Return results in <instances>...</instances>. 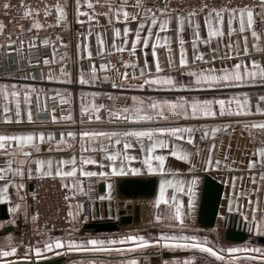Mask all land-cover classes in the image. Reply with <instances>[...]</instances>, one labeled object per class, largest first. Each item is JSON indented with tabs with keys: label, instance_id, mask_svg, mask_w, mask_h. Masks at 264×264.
Returning <instances> with one entry per match:
<instances>
[{
	"label": "snow or ice",
	"instance_id": "6c2138e0",
	"mask_svg": "<svg viewBox=\"0 0 264 264\" xmlns=\"http://www.w3.org/2000/svg\"><path fill=\"white\" fill-rule=\"evenodd\" d=\"M98 0H75V15L77 22L83 25L86 21L79 19L81 16L87 18V22L91 27V22L96 19L98 15H104L111 26L112 42L110 45H105V41L101 38V33L96 32L97 37V52L96 57L103 61L105 56V49L107 47L108 53H119L121 56L127 52L129 59L123 60V67L127 69L132 67L135 69L137 64L133 62L132 57H135L137 51H145L148 46L152 49V61L155 69L152 70V65L145 60L140 69L139 76L133 73L131 77L127 72L121 74L117 69L116 77L108 75L103 76V80H112V87L114 89H122L127 83L128 88L152 89L154 91H172L184 89H212L216 87L235 86L241 87L245 85H257L264 87V59L253 58L254 54L264 55V31L258 32L255 27L253 8L247 5L236 6L233 4H224L216 6L213 3L211 6L208 0H198V5L193 6L188 11H183L180 8L169 7L167 3L157 4L154 0H134V3L129 4L128 0H107V3L102 5L106 7L107 11L98 13L95 11V4ZM262 7H264V0H262ZM10 7H17L23 13L24 17L31 19V24L28 31L35 29L37 33L43 28L54 27L61 25L65 21V7L56 0L54 4L44 3L43 8L32 7L25 5L24 0L16 6L10 5L8 0H4L0 4V8L4 10L5 15ZM83 8V10H82ZM133 9L129 11L128 9ZM55 10V23L49 25L42 23L35 18L42 11L44 17H49L52 10ZM261 21L264 22V11L259 13ZM201 17L203 18V30L206 31V37L202 36ZM117 24H122L123 28L117 27ZM135 25L133 29L131 25ZM225 25L229 43L226 45L228 55L219 57L216 55L217 50L211 49V41L213 38L220 39L225 35ZM21 30L23 31V27ZM4 24L0 21V33H2ZM175 33V41L178 49L179 63H175V57L169 56L168 69L169 71L175 69L176 71L184 70L191 78L190 84L185 85L171 74H162L160 61L158 57V46L163 39L165 47L169 52L171 48V38L167 34L169 32ZM191 37L190 43L193 50L191 61L187 57L186 41L183 38L185 32ZM163 34V35H162ZM236 35L238 38L233 47L231 37ZM11 34L9 33V37ZM56 40L60 41V47H65L60 37ZM251 39L252 43L249 44ZM89 35L84 34L83 41L76 44L78 59L92 60V52L89 48ZM17 41L8 39L5 46L9 52H19L23 48L24 40H19L20 48H13L12 45ZM49 38L39 35H33L27 41L28 48L34 49L37 45L49 46ZM130 44V46H129ZM204 44L209 47L212 52L211 63L215 65L217 60L223 61V66L203 67L209 64L205 59L204 53L198 51V46ZM51 58L43 57L41 61L37 59L33 67H42L55 64L57 62V47L55 43L51 45ZM235 56H232V53ZM235 59V63L229 64V61ZM31 64V61H30ZM115 66L108 62L99 64V71L93 63L87 73H81L78 81L71 79V74L66 71L64 63V56L60 57V71L59 76L66 78L67 83H79L85 85L95 83L100 79V73L106 72ZM87 75V78H85ZM119 78L120 83H116V78ZM28 78V77H26ZM35 79V77H30ZM42 80L58 79L54 75L52 69L49 67L48 75L45 77L41 74ZM133 81L134 83H128ZM36 91L31 85L21 86L18 84L0 83V123L4 125L25 124L32 126H39L40 122L33 120L31 111V93ZM23 94V104H21L20 96ZM88 95L92 97L102 96V93H83L86 98ZM109 99H115L109 96ZM131 103L116 107L113 105L109 109L104 104H85L80 108L82 116H87L89 123L95 119H101V112H106L109 121L123 122L120 126L127 130L121 131H96L82 128L79 132L68 131L66 134L61 132L60 139L55 140L52 133L45 135L43 131H36L35 127L31 131H15L7 132L0 131V202L7 201L11 206L8 212L11 214H19L23 197L19 195L20 191L25 188L26 179H32L35 174L36 177H59L62 181L61 187L69 189L71 195L65 196V199L71 201L79 192L82 196H87L88 192L82 186V181L77 179L86 178L89 181L92 178L100 177L107 178L108 176L116 175L123 176L128 173L137 175L142 172V168L126 167V162L138 159L137 156L130 155L128 149L132 148L133 140L140 145V153L143 156L142 164L148 173H155L159 171L162 175L165 173V159L166 156L175 157L180 161H185L191 164V153L187 150L179 151L177 149L176 141H186L188 144H194V133L200 131L202 133L201 139H206L209 134V128L213 138L220 131V126L217 125H200L194 128L191 124H179L177 126H155L145 127L140 126L138 122L144 121H162L167 122L172 119L187 120L189 116L192 118H215L223 119L228 117H250L259 114L264 117V94L255 97V111L253 113L252 97L248 93H237L234 97H228L227 100L219 98L198 99L193 97L186 99L183 96L177 97L176 100L162 99L156 96L142 98L138 96H131ZM61 102H66L61 98ZM235 106V111H233ZM218 109V111H217ZM37 113L40 111L39 93L37 94L36 103ZM55 109L50 112V121L53 125L60 121H70L72 116L57 117ZM240 123L242 129L249 132L252 142L254 144L252 152L247 159V169L251 173V180L253 184L257 183L256 169H260V182L264 183V118L253 119L248 122L237 121ZM73 123H75L73 121ZM83 125V121H81ZM231 125L225 123L222 125L223 129L227 130ZM147 138L149 144L146 148L144 138ZM107 139L108 145L105 146L104 141ZM53 141L55 144L53 145ZM77 141L80 145L79 158L75 155V147ZM47 143L49 148L47 151H60L62 146L64 148H71L74 155L70 159L60 158L53 161L51 156L46 159L40 158L39 154L43 149V145ZM123 143V148L119 145ZM214 145L208 149L207 159L201 163V168L204 171H210L213 167L219 168L221 161L216 160L215 164L212 160V149ZM154 149L165 150L164 154L156 155ZM99 152L101 159L98 161L94 158V154ZM199 155V150H197ZM106 159V163H105ZM119 164V167L116 165ZM33 165L35 166L33 169ZM98 165L99 171L87 170L86 166ZM194 167V166H193ZM107 170H104V169ZM191 171V169H189ZM174 177L175 172L171 173ZM67 179L70 182L64 183ZM198 178L192 176L188 181H178L175 179H161L159 182V189L155 196V205L158 206L162 202L169 205V199L165 196V190L172 188L173 193L171 197V213L167 219L170 221L165 225L166 229L179 230V234L173 231L169 234L168 231H160L155 236L141 235L136 231H130L118 237H109L101 239L95 236L89 238L76 240L71 237V233L65 236H47L43 240H37L25 244L22 240H14L11 234L4 237V243L0 244V264H39L45 259V254L51 256H59L64 252L91 254L100 252H117L127 254L128 258L122 264H140L138 254L143 249L160 248H190L197 249L200 253L207 254V257L215 258L220 264H238V253H246L243 258L249 261V264H264V248L248 247L245 245L241 247H228L226 249H215L209 246L207 238H201L198 235H186L184 229L187 228L185 224V211L179 200L176 199V190L183 191L185 184L187 186V214L190 215L193 209V200L195 196V186ZM106 190L110 189L111 185L105 186ZM15 191L16 202L13 203L12 193ZM233 191L235 192V177H233ZM252 191H259V187ZM239 197L240 193L235 192ZM232 194H228V211H233ZM244 195L248 197L250 205L251 218L244 213L241 208V215L244 216L245 221L249 226V231L253 235H264V207L259 202L253 203L250 194L245 192ZM107 197L101 196L99 199L104 200ZM77 213L73 212V205L68 204L67 216L69 221L74 219L75 215L85 211L83 203L76 204ZM36 219L35 216L32 217ZM155 221L160 223L165 218L161 215L154 217ZM175 223H171V221ZM8 224L16 223L15 220L7 221ZM24 248L23 254L18 249ZM226 253L227 255H225ZM88 264H95L94 259L88 260ZM162 264H181L177 259L164 260ZM183 264H192L191 260L185 259Z\"/></svg>",
	"mask_w": 264,
	"mask_h": 264
},
{
	"label": "crops",
	"instance_id": "0c3cea01",
	"mask_svg": "<svg viewBox=\"0 0 264 264\" xmlns=\"http://www.w3.org/2000/svg\"><path fill=\"white\" fill-rule=\"evenodd\" d=\"M107 0H98V3L95 4V11L98 13H103L107 11L106 7L102 5L106 4ZM129 4L134 3V1H128ZM65 7V19H70L73 22L79 24V28L72 32V40L68 41V46L70 50L68 53L65 54V66L66 71L71 74V79L73 81H78L80 78L81 73H87L89 67L94 63L96 68L99 71V62L96 57L97 52V37L96 32L101 33V38L105 41V45H110L112 42L111 36V26L108 24V21L104 15H98L95 20L91 22V27L87 22V18L81 16L79 19L85 20L86 22L81 25L77 22V17L75 15V0H63L62 3ZM83 10V8H82ZM129 11L133 9L129 8ZM254 15V27L258 32L264 31V22L261 21L259 13L264 11L263 8L253 9ZM69 23V20H68ZM117 27L123 28L122 24H117ZM134 29L135 25H131ZM201 30L202 36L206 37L207 33L203 30V18L201 17ZM225 35L220 38H213L211 41V49L217 50L216 55L219 57H224L228 55L226 45L229 43V37L227 35V29L225 25ZM84 34L89 35V48L92 52L93 59L89 60L87 58L81 60L78 59L77 56V49L76 44L79 41H83ZM171 38V44L169 47L171 48V52H169L165 47H163L164 41L161 40L160 46H158L157 52L160 61V66L162 69V74L168 75L171 74L174 76L177 81L183 82L185 85L190 84L191 78L186 74L184 70L176 71L175 69L169 71L168 63H169V56L173 55L175 57V63L178 66L179 63V56H178V49L175 41V33L169 32L167 33ZM163 35V34H162ZM186 41V51L187 57L189 61H191V57L193 55V50L191 47V37L186 31L183 37ZM237 36L233 35L231 40L233 42V47H235V42L237 40ZM25 40L26 45L27 41ZM251 39L249 40V44H251ZM130 46V44H129ZM198 51L203 52L205 59L209 61V64L201 66L203 67H216L220 68L223 66V61L217 60L215 65L211 63L212 59V52L210 51L209 47L200 44L198 46ZM105 52H108L106 47ZM52 51L46 54L51 58ZM232 56H235V53H232ZM60 57L57 54L55 64H51L49 66H42L38 69L29 68V69H16L14 71L8 72H1L0 73V83H7V84H18L21 86L31 85L36 91L31 93L30 100H31V111L33 120L40 122L39 126H32L25 124H12V125H4L0 123V131H7V132H15V131H31L33 127H35L36 131H43L45 135L48 133H52L55 137V140L60 139L61 132L67 133L68 131H75L79 132L82 128H88L89 130H96V131H121L127 130L126 128L121 127L120 125L123 122L120 121H109L106 112H101V119L96 121L93 119L91 123L88 121L87 116H82L80 112V108L82 105L85 104H104L109 109L115 105L117 108L123 105H127L131 103V96L135 95L142 98H147L150 96H156L162 99H171L176 100L177 97L183 96L186 99H191L196 97L198 99H206V98H219L227 100L228 97H234L237 93H248L250 97H252V105H253V113L255 111V97L264 94V87L257 85H245L241 87L235 86H224V87H216L212 89H184V90H172V91H154L152 89H139V88H128L127 83L124 85L122 89H114L112 87V80L105 81L103 80L104 75H108L110 77H116V71L113 69L107 70L106 72L100 73V79H98L95 83H89L85 85H80L79 83H67L65 82L66 78L63 76H59L60 71ZM253 58L255 59H264V55L261 54H254ZM134 63L137 64V67L133 69L132 67H128L127 69L123 68L120 73L123 74L127 72L128 76L131 77L133 73L139 76L140 69L143 66L145 60L148 61L150 65H152V70L155 69V65L152 61V49L149 45L145 51H137L135 57H132ZM43 61V59H42ZM235 63V59L229 61V64ZM10 64V63H9ZM42 65V62H41ZM49 67L52 69L54 75L58 77V79L47 80L41 79V74L45 77L48 75ZM28 77V78H26ZM30 77H35V79H31ZM87 78V75H85ZM116 83L119 84V78H116ZM128 83H134L133 81H129ZM99 92L102 93V96L92 97L88 95L86 98L83 96V93H93ZM39 93V105L40 111L37 113L36 110V103H37V94ZM109 96L114 97L115 99H109ZM61 98H63L66 102H61ZM21 104H23V94L21 92L20 96ZM57 103H53V101ZM52 109H55L54 114L57 117L60 116H68L69 114L72 116V120L70 121H60L58 124L53 125L50 121V112ZM66 109L67 111L64 112L63 110ZM218 111V109H217ZM233 111H235V106H233ZM259 114H255L250 117H228L225 116L223 119H215V118H192L189 116L187 120L181 118V120L172 119L167 122L162 121H144L138 122L140 126L145 127H155V126H177L179 124H191L194 128L208 124V125H217L220 126V131L215 135L213 138L210 128L209 134L206 139H201L202 133L197 131L194 133V144H188L186 141H176L177 149L179 151L187 150L191 153V164L185 161H180L175 157L166 156L165 159V173L162 175L159 171L155 173H148L146 168H144L142 164L143 156L140 153V145L133 140V147L128 149L130 155L137 156L138 159L126 162V167H137L142 168V172L137 175H132L128 173L123 176H108L107 178H102L104 182V192L99 193V197L105 196L107 197L104 200L98 198L97 208L100 214V219L103 218V204L106 201L107 209H108V218L113 219L111 215V208L112 203L115 202L114 199V189H115V178L117 177H125V176H155L156 177V192L152 198L149 199H139L136 203L139 205V219L137 222L131 221L130 223L126 224H119V228L114 231H100L96 232L92 229L86 228L85 224L91 220H96L95 218V202L90 206V214L87 216L83 212L75 215L74 219L70 221L69 230L62 236H65L67 233H71V237L76 240L87 239L90 236H95L101 239H107L109 237H118L122 234H125L130 231H136L141 235L145 236H155L160 231H168L171 234L173 231H176L179 234V230L174 229H166L165 225L168 224L170 221L167 219L168 215L171 213L172 209L170 207L172 201V188H167L165 190V196L169 199V205H165L163 202L156 206L155 205V196L159 189V182L161 179H175L178 181H188L192 178V176H196L198 178L197 184L195 186V196L193 200V209L190 215L187 214V186L183 191L179 189L176 190V199L179 200L183 206V210L185 211L186 219L185 224L187 228L184 229L186 235H198L201 238H207L209 241V246H213L215 249L220 248H228V247H241L243 248L245 244L251 243V241L246 240L244 242H228L223 239V231H224V221L226 219L231 218L232 220H236L241 223V226L244 227L248 232L249 226L244 219V216L241 215V208L246 215L251 218V211L250 205L248 203V197L244 195L245 192L250 194V198L253 203L257 202V198L259 197V202L262 207H264V183L260 182V169L257 166L256 169V178L257 183L253 184L251 180V173L247 169V159L249 154L252 152L254 144L252 142V138L249 135L247 130L241 128L240 123L237 121L248 122L249 120L253 119H261ZM2 119V117H0ZM73 121L75 123H73ZM83 121V125L81 124ZM225 123H229L231 126L225 130L223 129L222 125ZM145 144V155H146V148L149 144L148 139L144 138ZM55 141H53V145ZM105 146L108 145L107 139L104 141ZM212 149V160L215 164V161L218 159L221 161L220 167L216 168L213 167L210 171H204L201 168V163L203 160L207 159L208 156V149L210 147ZM49 145L45 143L43 145V149L39 154L40 158L46 159L47 157L51 156L53 161L58 160L60 158L70 159L74 155V151L71 148H64L62 146V150L60 151H52L49 152L47 149ZM119 148H123V143L119 145ZM80 145L77 141L75 147V155L79 158L80 155ZM197 150H199V155H197ZM168 149L160 150L154 149V153L156 155L164 154L167 152ZM94 158L98 161L101 159V154L99 152L94 154ZM106 163V159H105ZM119 167V164L116 165ZM194 166V167H193ZM33 165V169H34ZM87 170L91 171H99L98 165H89L86 166ZM191 169V171L189 170ZM104 170H107L106 168ZM175 172L176 175L173 177L171 173ZM205 174H209L218 180L223 185V190L221 194L220 204L218 208L217 214V223L212 228H202L197 223V214L200 204V197H201V189H202V182L203 177ZM35 174L33 178H35ZM233 177H235V192H239L240 196L238 197L235 192L233 191ZM77 179L82 181V186L85 189V178H80L77 176ZM65 183H69L70 181L65 179ZM110 184V189L106 190V185ZM259 187V191H252L253 189ZM31 185L29 179L25 181V188L20 191L19 195L24 197L26 193L30 190ZM69 190V189H68ZM70 193V191H69ZM228 194L231 195L233 211L229 212V204H228ZM71 195V193H70ZM79 195V192H77ZM76 195V196H77ZM12 200L13 203L16 202V194L15 191L12 193ZM128 202V201H126ZM80 203L77 200H73V212L74 214L77 213L76 204ZM4 205V211L7 214V218H1L0 213V244L4 243V237L11 234L12 229L7 230V226L11 225L8 224L7 221L11 220V217L14 214L8 212V208L11 206L7 201L0 202V206ZM114 205V204H113ZM30 208L22 203L21 210L19 214L23 216L30 215ZM156 215H161L165 219L158 223L155 221L154 217ZM114 218H117L115 216ZM171 223H175V221H171ZM252 233V232H250ZM13 236V235H12ZM47 236V234H41L36 232L35 230H30L28 233H25V244L30 242H35L37 240H43ZM255 236H264V235H255ZM261 247L264 248V245L259 244ZM227 255L226 253H224ZM241 254V253H238ZM62 255L66 256V260L61 264H88V260L94 259L95 264H122L124 260L128 258L127 254H121L117 252H100V253H91V254H80V253H68L64 252ZM46 258L53 257L51 254H45ZM45 258V259H46ZM140 261V264H162L164 260H171L177 259L183 264L185 259L191 260L192 264H220L219 261H215V258L207 257V254L200 253L197 249H190V248H173V249H160V248H147L141 250L137 257Z\"/></svg>",
	"mask_w": 264,
	"mask_h": 264
},
{
	"label": "built area",
	"instance_id": "2783aa9c",
	"mask_svg": "<svg viewBox=\"0 0 264 264\" xmlns=\"http://www.w3.org/2000/svg\"><path fill=\"white\" fill-rule=\"evenodd\" d=\"M134 1V0H128ZM4 0H0L2 4ZM10 5L16 6L20 3V0H8ZM54 4L56 0H24L25 5H31L32 7L43 8L44 3ZM62 4L63 0H59ZM155 3L162 4L167 3L169 7L180 8L183 11L190 10L193 6L198 5V0H154ZM210 6L215 3L216 6H221L224 4H233L236 6L247 5L250 8L257 9L263 8L261 6L262 0H208ZM35 18L39 19L42 23H47L52 25L55 23V10L53 9L49 17H44L41 11L38 16L33 14ZM69 20V23H68ZM0 21L3 22L4 28L2 33H0V73L14 71L16 69H29L40 67H33L37 59L42 62L43 57L52 51L51 45L55 43L57 47V54L59 56H65L69 52L70 47L68 46V41L72 40V32L79 28V24L73 22L72 20L65 19L61 25H56L54 27L43 28L37 33L35 29L28 31L31 19L24 17L23 13L17 7H10L5 15L4 10L0 8ZM23 27V31L21 27ZM9 33L11 36L9 37ZM33 35H39L41 38L47 36L49 38V46L37 45L34 49H29L26 43H24L23 48L19 52H9L5 47L7 41L11 38L17 41L16 44L12 45L13 48H20L19 40H27ZM59 36L65 47H60V41L55 38ZM129 59L128 53L125 52L121 56L119 53L105 52L103 61L99 58V62H108L115 66L112 68L119 72L124 68L123 60ZM31 61V64H30ZM10 63V64H9ZM65 63V58H64ZM55 102V100L53 101ZM64 112L67 110L64 109ZM102 181V178L95 177L91 181L85 178V191L88 192L87 196L77 195L71 201L65 199V196L70 195L67 188L61 187V179L59 177H35L29 180L31 188L23 197V202L30 208V215L23 216L21 214H14L11 220H15L16 223L11 224L12 235L14 240L25 242V233L30 230H35L41 234L62 236L64 235L70 227V221L67 216L68 204L77 200L84 204L85 215L90 214V206L92 203L96 202L99 198L98 183ZM64 182V181H63ZM65 183V182H64ZM35 216L36 219L33 220L32 217ZM18 251L23 254L24 248L21 247Z\"/></svg>",
	"mask_w": 264,
	"mask_h": 264
},
{
	"label": "water",
	"instance_id": "95a60500",
	"mask_svg": "<svg viewBox=\"0 0 264 264\" xmlns=\"http://www.w3.org/2000/svg\"><path fill=\"white\" fill-rule=\"evenodd\" d=\"M223 185L209 174H205L202 182L200 204L197 214V223L202 228H212L217 223V214L220 204ZM98 192H104V182L98 183ZM156 192L155 176H125L115 178L114 199L112 203L111 215L113 219L108 218V209L106 201L103 204V218L100 219L97 202H95V218L85 224L86 228L96 232L114 231L119 228V224L137 222L139 219V205L136 203L139 199H149ZM128 201V202H126ZM114 204V205H113ZM5 206H0L1 218H7L4 211ZM117 216V218H114ZM223 239L228 242H244L249 239H255L258 244L264 245V236H255L248 232L241 223L231 218L224 221ZM12 226H7L11 230ZM65 255H59L43 259L39 264H61L66 260ZM27 264V262H24Z\"/></svg>",
	"mask_w": 264,
	"mask_h": 264
},
{
	"label": "rangeland",
	"instance_id": "374dc122",
	"mask_svg": "<svg viewBox=\"0 0 264 264\" xmlns=\"http://www.w3.org/2000/svg\"><path fill=\"white\" fill-rule=\"evenodd\" d=\"M249 241H251V243H247L245 245H247L248 247H261L255 239H249ZM263 248V247H261ZM238 257H240V259L238 260V264H249V261L245 260L243 257L246 256V253H241V254H236Z\"/></svg>",
	"mask_w": 264,
	"mask_h": 264
},
{
	"label": "bare ground",
	"instance_id": "6f19581e",
	"mask_svg": "<svg viewBox=\"0 0 264 264\" xmlns=\"http://www.w3.org/2000/svg\"><path fill=\"white\" fill-rule=\"evenodd\" d=\"M252 240V239H251Z\"/></svg>",
	"mask_w": 264,
	"mask_h": 264
}]
</instances>
